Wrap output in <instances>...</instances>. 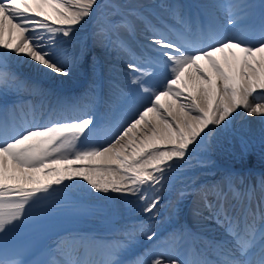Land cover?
<instances>
[{"label": "snow or ice", "instance_id": "1", "mask_svg": "<svg viewBox=\"0 0 264 264\" xmlns=\"http://www.w3.org/2000/svg\"><path fill=\"white\" fill-rule=\"evenodd\" d=\"M100 7L98 0H0V49L44 75L73 77L88 65L95 77L93 91L102 92L103 57H129L125 62L129 99L121 103L125 92L109 76V101L118 107L110 109V118L103 121L86 112L17 125L14 109L0 104V264H264V176L252 182L231 173L214 185L191 189L200 193L206 219L226 233L218 241L196 237L204 239L205 247L191 258L181 247L160 244L135 258H122L136 229L126 231L121 241L96 244L104 250L101 260L33 261L15 243L16 234L34 226V211L49 202L59 203L56 198L66 194L73 181H82L92 193L135 197L142 212L156 220L163 207L162 191L171 186L173 174L191 166L214 132H228L241 110L264 122V0L254 28L242 27L243 17L255 15L252 4L210 5L227 12L223 25H203L182 6L173 5L175 26L169 31L174 35L151 26L139 10L114 3L95 33V47L103 57L89 47L71 52L66 45L72 43L78 26ZM137 19L148 25L150 35L142 47L150 48L154 56H137L124 36H135ZM21 91L46 95L0 57V100ZM57 105L75 107L62 98H57ZM102 127L113 131L97 138ZM257 187L260 194L254 201ZM187 191L188 187L179 192L181 199ZM140 231L148 241L159 239L149 226L141 225ZM181 237L188 243L192 234L181 228L170 239ZM83 246L87 251L93 244L84 240ZM58 254L63 255L59 247L50 252L53 257Z\"/></svg>", "mask_w": 264, "mask_h": 264}, {"label": "bare ground", "instance_id": "2", "mask_svg": "<svg viewBox=\"0 0 264 264\" xmlns=\"http://www.w3.org/2000/svg\"><path fill=\"white\" fill-rule=\"evenodd\" d=\"M254 0H240L238 4L241 3H248L252 4ZM99 3V0H98ZM100 4V3H99ZM102 13L105 15H109L111 13V9L107 7L105 4H102L100 9ZM98 12V11H97ZM97 14V13H96ZM96 14L89 18L88 22L83 24L82 26H78V30L74 34V39L72 40V43L70 45H66L67 48L71 52H75L81 47H89L94 50L95 53H99V56L103 57V54L100 52L98 48L95 47L94 38L95 33L98 31V24L100 22V18L98 17V14ZM255 15H248L244 18L246 20V25H250L255 21ZM85 44V45H84ZM83 45V46H82ZM5 53L8 55L9 59L11 60V70L15 71L21 79L28 80L30 82L37 83L42 89L45 90L47 93L48 90H50L54 95L55 98H62L65 99L66 96H73L76 97V95H79L83 90L85 89V86H87L89 83L92 82V80L95 78L90 75L88 65H85L83 68H81L77 75L73 77H59V76H50V75H44L38 67L34 66L33 64L27 63L23 60V58H18L17 56L11 54L10 52L4 50ZM114 55L103 57L104 62V68L109 69L111 68V64L113 62H118L119 64H124L129 57L127 55L122 56L124 60L118 61L114 59ZM118 72L123 74L121 68H117ZM22 91L19 93L21 94ZM30 91H24L22 94H30ZM78 93V94H77ZM47 96V95H46ZM19 97V96H17ZM23 97V96H21ZM163 99V98H162ZM38 101V98H34V110L35 113L33 115H37L38 112L45 111L49 106L45 103L43 108H40V106L36 103ZM54 111L50 114L53 115V113L56 111L57 115H68L71 113H82V110H78L76 107H74L71 110H66L63 107H53ZM29 114L25 113L24 116H27ZM30 116V115H29ZM234 125L239 126L240 130L243 132H248L247 128L250 130H257L260 127L264 126V122L261 121L260 117L258 116H247L244 114V112L241 110L240 114L236 116V119L233 121L232 126L228 132H214V134L211 136V138L206 142V145L204 148H201L197 150L194 158H204L206 160L210 161V155H208L206 150H212V156H214V159L218 160V166L214 168V172L216 174H221L223 176L228 174H239L244 176L248 181L252 182H258L261 176H264V148L261 149L262 156H260V163L256 161V156L254 153H248L243 157H236L234 159H231L229 155L226 153V150L221 149L218 144L223 142V140L230 134H232L233 129H235ZM221 141V142H220ZM222 144V143H221ZM230 152L233 155L238 156L237 149H231ZM213 159V160H214ZM214 163V162H213ZM222 176L219 178L221 179ZM206 183H203V180H195V177L193 176H186L182 180H180L177 184L172 186L169 189H166L163 192L164 199L161 201L163 207L160 210V216L156 220L150 219V215H145L142 211L138 213L137 217H142L143 221L140 225L135 221V217L132 218V221L129 224L122 225V223L115 228H112L111 226L106 225V223L101 219H96L93 223V231H90V235L87 238H93V234H99L102 236H108L109 238L115 237L117 234H124L126 231L131 229H136L133 233L134 238H141V241L139 244L145 242V238L143 235V232L140 231L141 225H146L152 228L151 225H153V230L158 231L161 230L163 224H168L170 219H174L175 216L178 218H182L185 215H192V208L193 207H199L200 203L197 200H201V195L198 191H191L192 188L199 189L201 186H206ZM188 187V191L186 192V195L183 197V199L180 198L179 192L182 189H185ZM259 188H257L256 193L254 194V201L259 198ZM213 199V197L211 198ZM168 209H166V207ZM177 207H179V212L177 213ZM190 209L187 213V209ZM174 211L176 212V215H174ZM192 217V216H191ZM195 224H198L196 220H194V217H192ZM152 222V224H151ZM179 228H185L184 224H180ZM139 237V238H138ZM116 238V237H115ZM84 239L81 240H75L73 241L68 249L70 251H75L79 247L83 246ZM117 241V239H116ZM176 247H181L184 250L182 238L180 240L176 239ZM94 244L104 245V244H110V241H99V240H93ZM100 249V248H99ZM68 251V250H67ZM82 254V251L80 252V255ZM193 253H191L192 257ZM190 257V258H191Z\"/></svg>", "mask_w": 264, "mask_h": 264}, {"label": "rangeland", "instance_id": "3", "mask_svg": "<svg viewBox=\"0 0 264 264\" xmlns=\"http://www.w3.org/2000/svg\"><path fill=\"white\" fill-rule=\"evenodd\" d=\"M129 2H131V0H129ZM247 131H248V134H245L241 132L239 129H236L235 132L237 134V137H236L237 139H233L229 137L226 140V144L222 146H225V148L229 150L232 144L237 145L239 149V153L241 155H245L249 151L257 152L258 148L255 145L254 139L252 140V138L254 137V138H258L260 146L264 147V126H262L261 128L257 130L247 129Z\"/></svg>", "mask_w": 264, "mask_h": 264}]
</instances>
